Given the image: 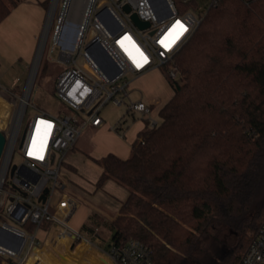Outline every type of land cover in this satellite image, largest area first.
Returning a JSON list of instances; mask_svg holds the SVG:
<instances>
[{
    "label": "trees",
    "instance_id": "obj_1",
    "mask_svg": "<svg viewBox=\"0 0 264 264\" xmlns=\"http://www.w3.org/2000/svg\"><path fill=\"white\" fill-rule=\"evenodd\" d=\"M18 3L0 0V23ZM174 65L158 125L128 158L94 159L98 187L129 191L112 239L143 241L152 264H238L264 220V0H218Z\"/></svg>",
    "mask_w": 264,
    "mask_h": 264
},
{
    "label": "built area",
    "instance_id": "obj_2",
    "mask_svg": "<svg viewBox=\"0 0 264 264\" xmlns=\"http://www.w3.org/2000/svg\"><path fill=\"white\" fill-rule=\"evenodd\" d=\"M217 1L85 0L80 19L76 22L70 17L66 0L57 15L53 35L54 45L61 48L59 61L67 66L56 80L55 96L71 112L57 115L39 110L29 120L20 137L30 104V97L25 103L24 97L30 88L37 55L41 52L42 56L45 39L52 26L47 25V35L45 32L46 37L40 42L21 98L20 120L9 131V136L8 130L3 131L6 144L0 158V208L4 210L0 215V239L6 244L0 242V264H44L40 260H31L36 247H42L48 240L58 243L63 235L71 243L85 239L72 225L80 198L67 190L66 181L60 176L63 159L85 129L89 126L100 128L106 124L101 112L110 102L114 105L126 104L129 115L141 114L150 127L158 125L159 121L151 115L154 102L147 103L142 99L126 101L130 94V80L126 75L132 73L138 76L156 66L171 65L166 69V74L174 80L183 81L182 74L174 65V55L196 32L209 8ZM126 5L131 8L129 12L125 9ZM133 13L141 20L148 21L150 26L139 27L132 18ZM89 30L91 39L87 41ZM101 50L113 65L102 57ZM80 55L91 66L90 71L78 65ZM103 62L110 64V73L101 67L100 63ZM32 91L33 87L30 96ZM3 93L8 95V91ZM125 127V120H120L110 129L123 136ZM20 138V149L25 160L21 165H16L12 172L11 159ZM52 164L56 166L54 169L51 168ZM10 170L11 177L8 176ZM39 231L44 233L42 245L39 244ZM98 248L109 264L153 262L150 247L139 239H113L108 247ZM238 264H264V220Z\"/></svg>",
    "mask_w": 264,
    "mask_h": 264
},
{
    "label": "rangeland",
    "instance_id": "obj_3",
    "mask_svg": "<svg viewBox=\"0 0 264 264\" xmlns=\"http://www.w3.org/2000/svg\"><path fill=\"white\" fill-rule=\"evenodd\" d=\"M18 1H19L18 5L24 2V0H18ZM69 1H71L69 2L70 17H72L76 22H78L83 11L85 0H69ZM65 2L66 0H50L46 8L45 19L42 22L38 33L33 34V32H31L28 35L25 33L17 35L15 48L11 53L7 52L4 49L0 50V89L7 90L8 95H10V97L7 94L3 93L7 91L2 90L3 92L1 93L5 95L4 97L9 99V101H11L14 105L12 117L9 123L5 128L3 129L0 128L2 131L8 130L7 136H9V131L20 120V119L18 120V115H19L21 98L24 96L26 84L29 80L30 72L35 62V58L33 56L35 55V53L37 54L36 50L38 51L37 48H39L40 45L39 42H41L40 40H42L43 38L42 36L44 34V29L46 24H48V26L52 24V26L50 28L49 35L45 39L44 51L41 56L38 71L35 77L33 91L29 98L30 104L26 110L24 120L22 123L20 137L23 135L29 123V120L34 115H36L39 112V110H46L48 112L55 113L57 115H64L66 113L71 112L69 107L66 104L62 103L55 96L56 80L60 75L61 71L67 67L65 63L59 61L61 48L59 45H54V40H53V35L56 31V26H57V15L62 11L63 4ZM33 37L35 38L33 39ZM31 39H33V41H31ZM90 39H91V30L88 31V35L86 37L87 41H89ZM29 44L31 45L29 46ZM21 47L24 48L23 53H21L20 57L15 58L14 56L18 54ZM50 55H52L54 59H52ZM77 63L80 67H82L86 71H90L91 66L87 64L86 59L82 55H80L77 58ZM169 67H171V65L156 66L155 68L139 75V77L138 76L136 77L132 73H128L126 75V78L131 80L129 84L130 94L129 97L126 98V101H128L129 99L132 100L142 99L147 103H150L152 99L158 100L159 102L158 104L155 105L156 107L151 113V115L154 116L159 122L161 121V117L158 111L163 105H165L167 98L169 97V95H171V91H174L173 86L171 85V82L169 81L165 73L166 69H168ZM34 104H36L37 106H34ZM101 115L106 120V126H108V128H111L112 126L118 124L120 120H125L126 125H128L126 128L127 129L126 135L128 140L135 138L137 131L141 127H143L144 123L146 122V120L141 114H137L136 116L129 115L127 113L126 104L114 105L113 103L110 102L103 107ZM124 133L125 131H123V134ZM112 139L113 137H111V135L102 132L101 129L99 130L93 128L92 126H89L87 129H85L82 132L81 136L79 137L77 141V149L78 150L82 149L86 152L87 151L90 152V149L93 147H97L98 149H101L100 147L102 145H105L108 141L109 142L113 141ZM20 141L21 138L16 143L13 157L11 159V168L14 165H21L25 160L20 149ZM59 156L60 154H58V157ZM67 162H68L67 158L65 157V160L62 164V168H61L62 170L60 172L61 173L60 176L63 180L65 181L68 180L70 186L77 189V186L74 183L75 181L74 177L73 176L67 177L66 175H64V171H67L68 168L65 164ZM55 167L56 166L54 164L51 165V168L54 169ZM85 169L86 166L80 163V165L78 166V170L76 172L78 174L85 173L88 175L87 170L89 169L86 170ZM71 172L70 175H75V171L71 170ZM8 176L11 177V170ZM49 184L51 185L52 181H50ZM85 210H86L85 207L81 206L77 211L76 215L73 217L72 225L75 228H81V224L83 223V221L84 222L86 221L87 218L85 215L86 212ZM3 212H4L3 208H0V215ZM81 231L83 237L85 239H88L89 233L85 232L84 228H81ZM39 232H40L39 238L41 239L39 244L42 245L43 244L42 238H44V233L43 231H39ZM102 232H103L102 237L105 241L104 242L105 247H108L111 241L113 240L112 239L113 230L110 229L109 226L103 225ZM52 244L57 245V242Z\"/></svg>",
    "mask_w": 264,
    "mask_h": 264
},
{
    "label": "crops",
    "instance_id": "obj_4",
    "mask_svg": "<svg viewBox=\"0 0 264 264\" xmlns=\"http://www.w3.org/2000/svg\"><path fill=\"white\" fill-rule=\"evenodd\" d=\"M49 1L50 0H24V2L17 5L0 23V50L4 49L11 53L15 48L17 35L22 33L28 35L31 32H33V34L38 33L45 19L46 8ZM47 25L48 24L45 26L46 31H48ZM45 29L42 37H46ZM34 38L35 37H33V39ZM33 39H31V41H33ZM30 45L31 44H29V46ZM22 48L23 47H21L18 54L14 56L15 58L20 57L21 53H23L24 48ZM35 56L36 53L33 57L35 58ZM173 94L174 91H171V95H169L165 104L171 99ZM152 102L156 105L159 101L152 99L150 103ZM155 105L154 109L156 107ZM145 124L146 122L143 127L137 131L135 138L131 140H128L126 135V128L128 125L125 127L123 136L119 132L108 128L106 124L100 128L93 127L99 130L101 129L102 132L111 135L113 141H108L105 145L100 147L101 149L93 147L90 149V152H86L80 148V150H78L76 142L74 148L66 155L68 162L65 164L68 168L67 171H64V175L67 177H74V183L77 189L70 186L68 180L66 181V188L80 198L79 208L83 206L86 209L85 215L87 219L85 222L83 221L81 228L84 227V224L89 226L84 229L85 232L89 233L88 239L77 241L78 243L74 249L72 248L73 243H71V240L64 235L60 237L57 245H53L50 240H48L43 247H36L33 250L31 256L32 261L36 259L44 264H109V261L101 256L98 248V246L105 247V241L102 237V226L107 225L113 230L112 223L120 214L121 206L127 199L129 191L112 179H108L101 187H98L97 181L103 171L94 159H99L108 153H114L121 158H128L131 155L132 147L137 139L138 133L145 127ZM80 163L85 165L86 169H89L87 170L88 175L84 172V174H78L76 172ZM71 170L75 171V175H70L72 173ZM81 228L77 229L82 233ZM96 233L98 234L96 235Z\"/></svg>",
    "mask_w": 264,
    "mask_h": 264
},
{
    "label": "water",
    "instance_id": "obj_5",
    "mask_svg": "<svg viewBox=\"0 0 264 264\" xmlns=\"http://www.w3.org/2000/svg\"><path fill=\"white\" fill-rule=\"evenodd\" d=\"M125 9H126L128 12L131 10V8H130L129 5H126V6H125ZM132 18H133L134 22H135L139 27H141V28H147V27L150 26V23H149L148 21L141 20V19L137 16L136 13H133V14H132ZM100 54L102 55V57L106 58L107 61H108L111 65H113L112 62H111V60L107 57L106 53H105L103 50H101V53H100ZM40 58H41V52L38 53V55H37V60H36V62H35V64H34V72H33V75H32L31 82H30V88H29V92H28V96H27V98L30 97V92H31V89H32V87H33L34 80H35V77H36V74H37V71H38V67H39V63H40ZM100 64H101V67H102L106 72L110 73V70H111V69H110V64L108 65L107 63H104V62H103V63H100ZM5 144H6V136H5L4 132H3L2 130H0V158H1L2 154H3L4 148H5ZM15 166H16V165H14V166L12 167V172L14 171ZM46 191H47V189H46ZM42 198L44 199V198H45V195H43ZM0 242H3L4 244H6V241H4V240H2V239H0Z\"/></svg>",
    "mask_w": 264,
    "mask_h": 264
},
{
    "label": "bare ground",
    "instance_id": "obj_6",
    "mask_svg": "<svg viewBox=\"0 0 264 264\" xmlns=\"http://www.w3.org/2000/svg\"><path fill=\"white\" fill-rule=\"evenodd\" d=\"M69 0H67V3L69 4ZM29 87H30V83H29ZM28 92H29V88L25 94L24 97V103L27 100V96H28ZM5 95H3L0 92V128L3 129L7 126V124L9 123L11 117H12V112H13V103L11 101H9V99L4 97ZM0 129V130H1ZM65 158L62 161V164L64 162Z\"/></svg>",
    "mask_w": 264,
    "mask_h": 264
},
{
    "label": "snow or ice",
    "instance_id": "obj_7",
    "mask_svg": "<svg viewBox=\"0 0 264 264\" xmlns=\"http://www.w3.org/2000/svg\"><path fill=\"white\" fill-rule=\"evenodd\" d=\"M177 24H179L181 28H184V25L181 24V22L177 21ZM184 30L186 31V29H184Z\"/></svg>",
    "mask_w": 264,
    "mask_h": 264
}]
</instances>
